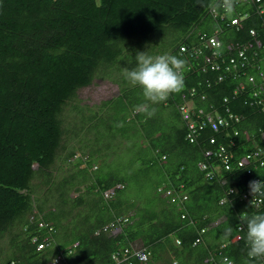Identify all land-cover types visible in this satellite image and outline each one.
<instances>
[{"label": "trees", "instance_id": "trees-1", "mask_svg": "<svg viewBox=\"0 0 264 264\" xmlns=\"http://www.w3.org/2000/svg\"><path fill=\"white\" fill-rule=\"evenodd\" d=\"M211 37L219 46L204 62ZM143 51L186 61L185 88L151 117L123 76ZM259 73L264 0H236L231 16L197 0H0V264H250L239 216L264 214L248 187L264 181ZM94 79L117 93L79 105ZM186 103L191 118L233 117L189 142ZM131 246L147 259L126 257Z\"/></svg>", "mask_w": 264, "mask_h": 264}, {"label": "clouds", "instance_id": "clouds-1", "mask_svg": "<svg viewBox=\"0 0 264 264\" xmlns=\"http://www.w3.org/2000/svg\"><path fill=\"white\" fill-rule=\"evenodd\" d=\"M197 2L203 7H214V8L222 9L226 16L232 15V13L235 10V4H236V0H210V2H207V0H197ZM216 41L218 42V40ZM218 46H219V42H218ZM218 46L212 48V50L215 51V49ZM240 46H242V44ZM208 49L210 50L209 51L210 53L211 49L210 48ZM180 50L181 51L183 50L182 46L180 47ZM200 52L201 50L199 49L197 53ZM214 55H211V53L210 56L207 55L208 57H206V59H203L204 62L208 61L207 59H209L211 56ZM185 65H186L185 60L178 58L174 55H171L169 53L153 56L147 54L145 51L137 52L136 66L132 69L126 68L123 72V76L130 86L139 87L142 90V95L144 97L145 103L138 106V111L144 113L148 117H151L155 114L156 111L155 107H153L154 105L166 101L172 94L180 93L185 88V79H184ZM249 84L251 85L253 83L249 82L246 78L245 84L240 85V89L244 88V86H248ZM181 107L188 109L189 104L186 103L184 105H181L179 107V110ZM225 112H227V110ZM207 115L210 116L211 120L221 116V114L210 110H205V112L202 113L200 116H196V118L194 119L204 120L205 124L201 127L199 126L196 127L195 124L193 138L198 133V131L203 129L205 126H207L211 131L217 130V129L213 130L210 127L209 123L206 121ZM228 115L221 117L226 118L227 123L229 124L230 119H232L233 116L231 115V117L228 118ZM189 116L191 117V115ZM181 119L183 120L184 124L187 126L186 120L182 117V114H181ZM228 124L226 126L218 125V127L223 126V128H225L228 126ZM263 130L264 127L262 128V131ZM210 140L213 141V137L209 139V142ZM245 156L243 162L244 160H246ZM199 168L203 169L202 167ZM240 168H245V167L244 165H241ZM224 182L227 184V180H224ZM116 186L119 187V185H115L113 187V190L115 188H118ZM248 187L251 196L264 197V181L262 180L249 181ZM230 192H235V190L229 189L228 192L225 193L224 197L220 201V204L222 206L227 205L228 207H230L232 203V201L228 199V193ZM239 220L241 222L242 230L246 229V236L244 238L247 245V256L250 258V264H264V214H254L251 216L247 214H242L239 216ZM231 232H232L231 227L226 228L223 233L224 237L227 238L228 236H230ZM124 251H122V253H124ZM136 251H142L146 253V258L144 260L138 259V257L135 255ZM125 254H127L126 257H133L141 262L145 261L148 257V252L138 248L137 246H131L130 249L126 250ZM115 255H119V254L114 253L110 257H113ZM123 256H120L121 260H123Z\"/></svg>", "mask_w": 264, "mask_h": 264}, {"label": "built area", "instance_id": "built-area-1", "mask_svg": "<svg viewBox=\"0 0 264 264\" xmlns=\"http://www.w3.org/2000/svg\"><path fill=\"white\" fill-rule=\"evenodd\" d=\"M258 1V0H257ZM236 20H231V23H235ZM249 34H253V30H250L249 31ZM256 45L258 46L259 45V42H255ZM218 46V42L216 41L215 38L211 37V38H208L207 41H206V44H205V47H208L211 49V55H214L215 54V51L212 50V48ZM251 47V43H247L246 45H242V46H238L236 47V54H237V57L241 59V61H243L244 59H246V55L244 53V50H246L247 48H250ZM182 49V48H181ZM208 60V59H207ZM229 63H234V59L233 58H230L229 59ZM242 64V62L240 63ZM259 76L261 77V82L264 83V73H259ZM247 80L251 83H253V76H247ZM253 95H255V92L253 93ZM181 112H182V117L186 120V123H187V128H188V132H187V138L189 141H192L193 139V133H194V129H195V124L196 126H203L205 124V121L204 120H196L194 118H191L188 113H187V109L184 108V107H181L180 108ZM231 115H228V118H230ZM193 119V120H192ZM206 121L209 123L210 127L213 129V130H216L218 125H224L226 126L228 123H227V119L224 118V117H216L215 119H212L210 118L209 115L206 116ZM210 142H212V140H210ZM222 151V147L219 148V153ZM208 154V152L206 153ZM218 155V154H217ZM245 157H248V156H245ZM243 160L240 161V163H238V165L240 166V164H242ZM203 167V166H201ZM206 176H208V174H206ZM118 187V186H116ZM113 192V188H110L108 189L107 191L104 192V195L109 197ZM243 198H246V195H242ZM264 199V197H257L255 199V201L258 203V202H261L262 200ZM126 252V250L124 251V253ZM124 255V254H123ZM121 255V256H123ZM135 255L138 257V259L140 260H144L146 258V253L142 252V251H136L135 252ZM117 255L113 256V257H116Z\"/></svg>", "mask_w": 264, "mask_h": 264}, {"label": "rangeland", "instance_id": "rangeland-1", "mask_svg": "<svg viewBox=\"0 0 264 264\" xmlns=\"http://www.w3.org/2000/svg\"><path fill=\"white\" fill-rule=\"evenodd\" d=\"M116 93L117 86L115 85V83L104 79H94L89 85L81 87L76 91L75 102L79 105L86 104L88 106L96 107L100 101L110 98ZM71 103H73V100ZM133 145H136V143L134 142ZM115 161H117L120 166L121 164H123L122 158H118ZM135 164H137V162L133 161V166H135ZM130 169L131 166L129 165L126 171L129 172ZM129 176L130 177L127 179V190L135 188V185L138 183V176ZM92 210H95V208H93Z\"/></svg>", "mask_w": 264, "mask_h": 264}, {"label": "bare ground", "instance_id": "bare-ground-1", "mask_svg": "<svg viewBox=\"0 0 264 264\" xmlns=\"http://www.w3.org/2000/svg\"><path fill=\"white\" fill-rule=\"evenodd\" d=\"M168 194L170 193V192H167ZM41 244L40 245H38V249H40L41 248ZM57 258L59 259L60 257L58 256V257H56V258H54L56 261H57ZM111 258V260L112 261H114V262H120V261H122L120 258H117V257H110Z\"/></svg>", "mask_w": 264, "mask_h": 264}]
</instances>
